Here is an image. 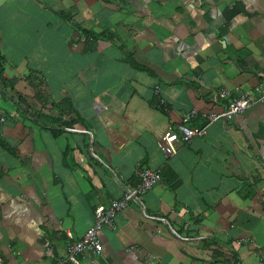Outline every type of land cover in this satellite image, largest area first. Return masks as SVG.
Instances as JSON below:
<instances>
[{"label":"crops","instance_id":"1","mask_svg":"<svg viewBox=\"0 0 264 264\" xmlns=\"http://www.w3.org/2000/svg\"><path fill=\"white\" fill-rule=\"evenodd\" d=\"M262 91L264 0H0V264L63 257L142 169L161 218L130 202L79 264H264V99L201 115Z\"/></svg>","mask_w":264,"mask_h":264},{"label":"built area","instance_id":"2","mask_svg":"<svg viewBox=\"0 0 264 264\" xmlns=\"http://www.w3.org/2000/svg\"><path fill=\"white\" fill-rule=\"evenodd\" d=\"M258 91H261L259 87H256ZM220 98L228 95L227 90L221 89L218 92ZM264 99V91L261 92L259 99H253L246 93H242L238 97H233L229 102L227 108L218 113L201 112V115L205 117L209 123L218 120L221 117L230 118L237 112L248 108L257 100ZM195 108L185 112L183 114L181 122L177 125L176 130H173L170 126L166 131L161 134L159 138V145L165 155H173L176 152L175 141L178 137L183 140H189L195 136H202L206 132V126L202 127H190L186 123L192 116L199 113ZM3 119V118H1ZM139 181L134 186H128L121 184L122 196L119 199H114L105 205L97 206L94 213V220L83 235L74 239L71 232H66L67 241L65 243V255L63 257L56 258L51 264H79L80 259L89 255H99L102 251V243L99 238V231L102 227H111L113 225V217L116 212L124 209L130 202L138 204L143 213L147 217L161 218L155 215L146 214L144 211L141 195L151 189L156 183L161 180V173L159 170L142 169L139 171ZM51 251L50 248L46 249V253ZM18 264H26L19 262Z\"/></svg>","mask_w":264,"mask_h":264},{"label":"trees","instance_id":"3","mask_svg":"<svg viewBox=\"0 0 264 264\" xmlns=\"http://www.w3.org/2000/svg\"><path fill=\"white\" fill-rule=\"evenodd\" d=\"M19 98V97H18Z\"/></svg>","mask_w":264,"mask_h":264}]
</instances>
